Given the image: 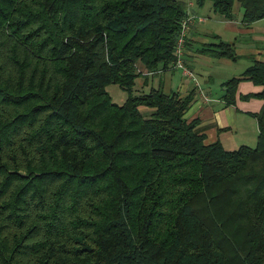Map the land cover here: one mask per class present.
<instances>
[{
	"label": "trees",
	"instance_id": "16d2710c",
	"mask_svg": "<svg viewBox=\"0 0 264 264\" xmlns=\"http://www.w3.org/2000/svg\"><path fill=\"white\" fill-rule=\"evenodd\" d=\"M237 2L243 24L264 17ZM187 9L0 0V264H264V62L223 82L227 104L242 77L261 86L243 95L263 100L256 141L233 149L186 117L193 89L137 85L171 68ZM200 50L237 58L222 39Z\"/></svg>",
	"mask_w": 264,
	"mask_h": 264
},
{
	"label": "crops",
	"instance_id": "0c3cea01",
	"mask_svg": "<svg viewBox=\"0 0 264 264\" xmlns=\"http://www.w3.org/2000/svg\"><path fill=\"white\" fill-rule=\"evenodd\" d=\"M180 1L187 4L188 14L203 18V20L194 19L191 22L182 52L184 64L192 71L194 79H192L190 86L182 82L175 89L181 95L187 94L192 89L194 91V100L185 113L186 117L197 119L195 128L204 135L205 142L219 141L227 149L236 148L240 144L253 145L258 131L253 113L260 109L263 100L258 96L244 97L243 95L258 92L261 90V86L254 84L246 77H242L236 87L234 103L227 104L223 99L225 88L223 82L230 77L241 76L252 58L264 62V17L249 25L243 24L240 21L239 3L234 0L232 3V11L236 15L234 18L223 19L219 16L217 18L219 24L210 26L209 33L194 34L196 25L205 22V16L193 8L194 5L191 0ZM198 5L201 6L202 4L198 3ZM208 36L217 40L223 37L222 40L232 42L237 58L212 56L208 52L201 51L200 48L209 42ZM195 63L206 66L210 73L213 72L210 70L212 67L221 70V74L218 72L216 78L219 83V92L213 94L210 88L202 87L199 84L193 71ZM170 69L173 71L179 68ZM181 74L186 76L182 72ZM213 75L215 74L212 73L208 76V81L215 80ZM147 82L148 78L139 77L137 85L143 87ZM150 85H161V82Z\"/></svg>",
	"mask_w": 264,
	"mask_h": 264
},
{
	"label": "rangeland",
	"instance_id": "374dc122",
	"mask_svg": "<svg viewBox=\"0 0 264 264\" xmlns=\"http://www.w3.org/2000/svg\"><path fill=\"white\" fill-rule=\"evenodd\" d=\"M193 2V8L196 11H199L200 13H202L205 16V22L203 24H199L196 25L197 27L195 28L194 34H205V33H209V28L210 26L213 27V24L218 25L219 21H218V17L219 14L214 12L212 10V3L210 0H203L202 1V5H198V3L196 2V0H191ZM198 16V15H197ZM190 23H188V28L190 27ZM187 35V34H186ZM208 40L210 42H214L217 39L208 36L207 37ZM221 39H224L223 37ZM187 41V38H185V42ZM184 42V45H185ZM193 71L194 74L199 82V84L203 87V86H207L208 88L211 89V92L213 94L219 92L220 88H219V83L217 78V73L219 72L221 74V70L216 68V67H212L210 70H213L212 73H214V81H208V76L211 75L212 73L209 72V68H207L206 66H203L201 64H194L193 65ZM181 70V69H180ZM179 69H174L173 71L170 68H166L161 70L158 74H152V75H148V82L147 84H145L142 88L143 89H147L149 87V85L151 83H157V82H161L162 85V89L166 92H169L170 90H175L177 89V87L182 83L185 82L187 83L189 86L192 84L191 81L192 78L189 76H183L181 74ZM139 77L137 78L138 81ZM106 90L108 91L109 95L111 96L112 100L117 102V103H121L124 101L127 93L125 90H123L117 83L115 82H109L106 85Z\"/></svg>",
	"mask_w": 264,
	"mask_h": 264
},
{
	"label": "built area",
	"instance_id": "2783aa9c",
	"mask_svg": "<svg viewBox=\"0 0 264 264\" xmlns=\"http://www.w3.org/2000/svg\"><path fill=\"white\" fill-rule=\"evenodd\" d=\"M194 19L203 20L202 17L192 16L190 14H187L185 18H183L181 22V29L178 35L177 44L175 47V54L176 59L173 61L171 68H179L182 70V73L186 76L191 77L194 79L192 71L184 64V61L182 59V52L184 47V42L186 38V34L188 32V23L193 22ZM148 73V72H147ZM151 73V72H149Z\"/></svg>",
	"mask_w": 264,
	"mask_h": 264
}]
</instances>
